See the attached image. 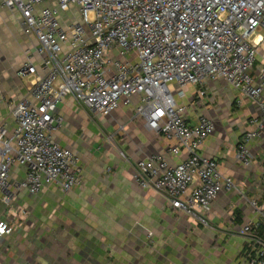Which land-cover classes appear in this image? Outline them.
I'll list each match as a JSON object with an SVG mask.
<instances>
[{
  "label": "built area",
  "instance_id": "2783aa9c",
  "mask_svg": "<svg viewBox=\"0 0 264 264\" xmlns=\"http://www.w3.org/2000/svg\"><path fill=\"white\" fill-rule=\"evenodd\" d=\"M0 1L20 13L23 31L38 42L17 72L34 82L30 96L11 110L12 128L2 119L0 98L4 202L13 199L14 166L26 169L16 187L33 195L49 185L69 193L81 184L75 152L55 139L65 122L59 106L72 96L100 117L133 104V120L143 119L169 144L168 154L181 158L176 164L164 154L138 160L135 181L162 194L176 212L209 227L216 199L238 187L216 158L201 152L215 122L204 115L192 122L189 110L206 105L207 84L217 80L255 101L259 113L237 144L239 163L252 164L250 144L264 134V64L257 66L264 0ZM190 87L195 88L191 99ZM248 201L258 219L240 228L247 239L241 264H264V203ZM0 229V236L14 230L5 217Z\"/></svg>",
  "mask_w": 264,
  "mask_h": 264
},
{
  "label": "crops",
  "instance_id": "0c3cea01",
  "mask_svg": "<svg viewBox=\"0 0 264 264\" xmlns=\"http://www.w3.org/2000/svg\"><path fill=\"white\" fill-rule=\"evenodd\" d=\"M37 43L23 31L20 13L0 1L1 115L11 128L13 106L30 96L34 82L17 72ZM262 50L264 43L257 66L264 64ZM207 89L206 105L191 108L190 120L204 115L215 122L201 152L216 158L238 187L216 199L209 227L176 212L162 194L135 181L138 160L164 154L176 164L181 158L168 154L169 144L143 119L133 120V104H122L105 124H93L67 96L59 106L65 122L55 139L75 152L82 182L69 193L49 185L33 195L16 187L25 180L26 169L14 166L13 199L5 203L0 195V218L14 228L0 236V264H241L247 239L240 228L258 219L248 200L264 203V134L250 144L253 162L248 167L237 159V144L259 108L224 80L210 81ZM189 91L191 99L195 88Z\"/></svg>",
  "mask_w": 264,
  "mask_h": 264
},
{
  "label": "rangeland",
  "instance_id": "374dc122",
  "mask_svg": "<svg viewBox=\"0 0 264 264\" xmlns=\"http://www.w3.org/2000/svg\"><path fill=\"white\" fill-rule=\"evenodd\" d=\"M262 53L264 54V51H263V50H262ZM78 105H79V107H80L81 109L85 110L86 113H88V115H89V119H90L91 121H93V124H105L106 121H109V119H110L111 116L113 115V114H111V115H109V116H105V117L96 116V115H93L92 113H90V112H89L84 106H82L81 104L78 103ZM101 118H104V120H101ZM97 147H98V144L95 143V144H94V151H93L94 154H95V151H96Z\"/></svg>",
  "mask_w": 264,
  "mask_h": 264
},
{
  "label": "snow or ice",
  "instance_id": "6c2138e0",
  "mask_svg": "<svg viewBox=\"0 0 264 264\" xmlns=\"http://www.w3.org/2000/svg\"><path fill=\"white\" fill-rule=\"evenodd\" d=\"M0 230H2V229H0Z\"/></svg>",
  "mask_w": 264,
  "mask_h": 264
}]
</instances>
